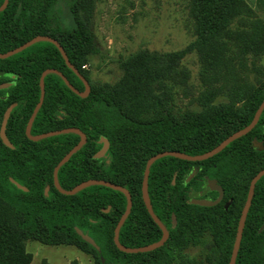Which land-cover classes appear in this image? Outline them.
Returning <instances> with one entry per match:
<instances>
[{
    "label": "trees",
    "instance_id": "1",
    "mask_svg": "<svg viewBox=\"0 0 264 264\" xmlns=\"http://www.w3.org/2000/svg\"><path fill=\"white\" fill-rule=\"evenodd\" d=\"M85 1L70 3L74 25L67 27L60 19L59 0H9L0 11V52L16 48L37 35L51 36L62 45L69 61L89 82L90 92L81 97L58 74H46L44 100L33 120L31 134L67 127L80 129L86 142L59 168L60 186L68 190L94 178L126 188L132 206L120 228L119 241L129 247L144 246L161 236L142 198L148 158L168 150L202 154L226 135L213 141L199 132L198 140L189 143L174 134L172 127L163 132L156 123L142 122L138 110L150 103V98L145 91L146 70L139 66L115 86L90 83L85 62L96 46L88 23L79 13ZM187 3L194 23V45L202 54L203 88L196 101L213 102L221 93V88L215 85L228 84V100L221 103H244V115H231L234 112L231 106L229 114L217 118L241 119L243 123L237 128H242L252 120L264 99V78L253 85L244 83L233 63L236 57L264 53V19L255 9L264 11V0H256L255 4L249 0H187ZM48 68L62 72L78 90L84 89L82 80L49 41L33 43L0 58V84L14 82L0 89V126L4 112L12 106L5 132L13 144L10 148L0 138V264H30L32 255L26 248L29 240L47 245H75L92 254L95 264H197L198 258L187 257L183 249L207 244L202 257L204 264H228L250 181L264 168V109L251 131L212 157L188 161L163 156L152 163L148 194L153 211L166 225L169 236L154 250L127 253L119 250L113 240L114 228L126 207L123 192L90 185L67 195L54 186L55 165L78 143L80 136L68 132L33 141L25 134L40 97V75ZM174 118L171 110H167L154 114L150 120ZM99 137L110 142L106 158L93 156L99 147ZM253 137L262 141V149L252 143ZM189 165L198 166V171L187 183ZM207 178L222 187V201L212 206L191 203L189 187L195 183V189L201 190ZM11 179L27 190L18 188ZM229 200L230 205L225 208ZM263 221L264 175L255 184L235 264H264V228L258 231ZM76 228L88 234L98 248L83 240Z\"/></svg>",
    "mask_w": 264,
    "mask_h": 264
},
{
    "label": "rangeland",
    "instance_id": "2",
    "mask_svg": "<svg viewBox=\"0 0 264 264\" xmlns=\"http://www.w3.org/2000/svg\"><path fill=\"white\" fill-rule=\"evenodd\" d=\"M72 1L58 2L60 19L67 27L74 25L69 8ZM255 9L264 19L263 9ZM79 13L88 23L96 46L85 62L90 83L115 86L139 66L146 70L145 91L150 98V103L138 110L140 118L150 120L167 110L179 117L184 109L196 107L203 88L202 54L194 45L187 0H86ZM233 66L244 83H259L264 78V53L236 57ZM219 84L215 86L221 93L214 102L227 101L230 86ZM206 245L188 251L198 258L197 264H204ZM26 248L32 255L30 264H95L92 254L72 244L29 240Z\"/></svg>",
    "mask_w": 264,
    "mask_h": 264
},
{
    "label": "water",
    "instance_id": "3",
    "mask_svg": "<svg viewBox=\"0 0 264 264\" xmlns=\"http://www.w3.org/2000/svg\"><path fill=\"white\" fill-rule=\"evenodd\" d=\"M9 0H3L2 4L0 5V11L4 10L5 7L7 6ZM39 41H49L53 44L56 45V47L58 48V50L60 51L62 57L65 60L66 65L71 68L75 74H77V76L82 80L83 84H84V90L80 91L77 88H75L70 82L69 80L65 77V75L60 72L57 69H53V68H48L45 69L41 75H40V80H39V85H40V97L39 100L37 102V104L35 105L29 120L26 124V128H25V134L26 136L33 141H37L40 140L42 138L45 137H49V136H53V135H58L61 133H68V132H73L76 133L80 136V139L78 141V143L73 146L60 160L59 162L55 165L54 170H53V183L54 186L59 190V192L63 193V194H67V195H72L75 194L76 192L80 191L81 189L90 186V185H103L109 188H112L114 190H119L121 192H123L126 196V207L124 212L121 214L115 228H114V235H113V240L115 245L117 246V248L123 252H127V253H136V252H148L151 250H154L160 246L163 245V243L166 241L169 233L168 230L166 229V227L163 225V223L160 221V219L157 217V215L154 213L151 202H150V197L148 194V176H149V171H150V167L152 165V163L163 157V156H174L180 159H184V160H188V161H201V160H205L209 157H212L213 155L217 154L218 152H220L224 147H226L230 142H232L233 140L237 139L238 137H241L245 134H247L249 131H251V129L256 125V123L259 120L260 114L264 109V99L261 101V103L259 104L258 108L256 109L252 120L243 128L237 130L236 132L232 133L231 135H229L228 137H226L225 139H223L221 142H219L216 146H214L212 149L207 150L206 152L202 153V154H195V155H190V154H186L184 152H180V151H176V150H168V151H162L159 153H156L154 155H152L151 157L148 158V160L146 161L145 164V168H144V172H143V179H142V185H141V190H142V198H143V202L147 208L148 213L150 214V216L152 217V219L154 220L155 223H157V225L160 227L161 231H162V236L159 240L144 245V246H138V247H129V246H125L123 245L120 241H119V231L120 228L122 226V224L124 223V221L126 220L127 216L130 213L131 210V206H132V200H131V195L129 193V191L124 188L123 186L113 183L111 181L108 180H104V179H87L84 180L82 182H80L79 184L75 185L74 187H72L71 189H63L59 182H58V170L59 168L66 163L70 157L72 156V154H74L77 150H79L82 145L86 142V135L78 128L76 127H67V128H63V129H59V130H52V131H48V132H44V133H40V134H36L33 135L31 134V126L33 123V120L39 110V108L42 105V102L44 100V95H45V89H44V77L46 74L48 73H56L58 74L63 81L65 82V84L76 94H78L81 97H85L87 96V94L89 93L90 90V85L89 82L87 81V79H85V77L78 71L77 68H75L73 66V64L69 61L62 45L53 37L48 36V35H37L34 36L33 38H31L30 40L24 42L23 44L17 46L16 48H13L11 50H8L6 52H0V58H6L9 57L10 55H13L17 52L22 51L23 49H25L26 47L32 45L33 43L39 42ZM14 82H6V83H1L0 84V89L1 88H6L9 85L13 84ZM12 106H9L6 111L4 112L3 118H2V122H1V126H0V138L2 140V142L10 147L13 148V144L10 142V140L8 139L7 135H6V124L8 121V118L10 116V112H11ZM103 147L96 152L93 156L94 158H100L104 155L107 147H108V140L107 139H103ZM253 144L259 148L262 149L263 144L262 141H258L255 140L253 142ZM264 175V168L260 169L251 179L250 181V185H249V189H248V194L246 197V200L244 202V205L242 207L241 213H240V217L238 219V224H237V229H236V235H235V239L232 245V250H231V254H230V258L228 261V264H235L236 262V257H237V253H238V249L240 246V242H241V238H242V233H243V228H244V224H245V220H246V216L249 210V207L251 205L252 202V198L254 195V189H255V184L256 182ZM11 181L20 189L22 190H27V188L21 184H19L18 182H16L15 180L11 179ZM209 188L211 190H216L218 191L219 195L217 196L216 199L214 200H209L206 198H196V199H192V203L193 204H197L200 206H212L217 204L220 200L221 197L223 195V189L222 187L217 184L216 181L212 180L209 182ZM47 190L48 187L45 189V194H47ZM228 203L225 205V207H227ZM109 210V206L104 210L105 212H108ZM172 219L175 222V216L172 215ZM264 228V221L262 223V225L260 226V228L258 229V231H262V229ZM77 233L82 237L83 240H85L86 242L92 244L93 246L97 247L95 241L86 233H84L83 231H81L79 228H76ZM98 248V247H97Z\"/></svg>",
    "mask_w": 264,
    "mask_h": 264
},
{
    "label": "flooded vegetation",
    "instance_id": "4",
    "mask_svg": "<svg viewBox=\"0 0 264 264\" xmlns=\"http://www.w3.org/2000/svg\"><path fill=\"white\" fill-rule=\"evenodd\" d=\"M89 92H90V90H89ZM231 106L234 109V112L230 113L231 115H235V116L236 115H239V116H243L244 115V110H243L244 107H245L244 103L223 104L221 102H214L213 101V102H210V103H207V104L198 103L196 105V107L195 106L194 107L190 106L189 108L184 109L179 114V117H176L173 114L176 117L174 119H168V120H166V119L143 120L142 122H145V123H156V124H158L161 127V131H163V132L168 131L167 128L172 127L174 129V131H173L174 134L177 133L181 139H183L184 141H187L189 143L198 140L199 132H200V134H203V133L207 134V138L209 140L216 141L221 136L226 135V137H228L232 133H234L237 130L241 129V128H237L240 124L243 123L241 119L232 118V119H228V120H222L221 118H217L218 116L222 117L223 115H226L228 113V111H229L228 108L231 107ZM197 115L202 116L204 118H198ZM103 139H106V138L99 137V139L97 140V144H99V147H98L96 152H98L103 147V141H102ZM255 140H257V138L253 137L251 139L252 143ZM109 147H110V142L108 141V147H107L104 155L102 157H100V158H106L107 157ZM106 161L108 162L107 159H106ZM187 167L189 168V173L187 174V178L185 179V182L188 183L189 180H191V178L197 173L198 166L189 165ZM210 181H212V180L210 178H207L204 181L201 190H196L195 189V186H196L195 183L192 184L189 187L190 191H189L188 195H189V201L191 203H192V199H196V198H206V199H209V200H214V199L217 198L219 193H218V191L211 190L209 188V182ZM174 182H175V176L173 178L172 183H174ZM211 192H216V195H213ZM223 197H224V194L222 195L221 200L219 202L222 201ZM230 202H231V200L225 202V205L227 203H228V205H227V207H225V205H224V207L228 208V206L230 205ZM163 225L166 227V225L164 223H163ZM166 229H167V227H166ZM161 236H162V231H161ZM161 236H160V238H161ZM167 239H168V237H167ZM196 247H197V245H195V244L194 245H190L188 247H185L183 249L184 255H186L189 258L196 257V256H191L188 253V251H190L191 249H194ZM177 264H179V263H177Z\"/></svg>",
    "mask_w": 264,
    "mask_h": 264
}]
</instances>
